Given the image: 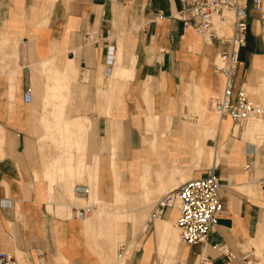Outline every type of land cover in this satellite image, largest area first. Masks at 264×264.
Masks as SVG:
<instances>
[{
  "label": "crops",
  "instance_id": "1",
  "mask_svg": "<svg viewBox=\"0 0 264 264\" xmlns=\"http://www.w3.org/2000/svg\"><path fill=\"white\" fill-rule=\"evenodd\" d=\"M239 1L248 27L234 96L264 107V20L253 0ZM180 7L0 0V250L19 264H264V115L247 127L214 115L215 61L227 44L185 27ZM97 89L112 98L110 115H97ZM214 144L222 210L208 238L189 245L177 207L150 213L210 169ZM97 198L125 209L72 215ZM121 237L128 249L118 258Z\"/></svg>",
  "mask_w": 264,
  "mask_h": 264
},
{
  "label": "built area",
  "instance_id": "2",
  "mask_svg": "<svg viewBox=\"0 0 264 264\" xmlns=\"http://www.w3.org/2000/svg\"><path fill=\"white\" fill-rule=\"evenodd\" d=\"M183 24L193 27L197 34L206 40L224 42L227 47L221 51L215 61V70L222 78V93L211 100V107L218 117H230L237 124L246 126L250 120L260 119L264 107L248 98L244 91L234 96L235 75L239 62V51L245 43L248 27L247 6L239 0H179ZM264 0H253V6L261 12L264 20ZM231 33L226 34V29ZM88 41L95 39V34L86 32ZM25 102H31L32 90L27 88L23 94ZM220 178L214 167L202 176L191 178L177 188L161 196L150 213L151 219L161 218L171 207L178 208L176 226L180 239L186 244H195L208 238L215 230L222 210ZM88 192L87 186L83 188ZM100 207L97 201L75 207L72 215L85 218ZM128 244H117V257L122 258ZM222 249V246H220ZM232 255L229 250H223ZM207 258H203V262ZM41 261V259H40ZM0 264H19L11 254L0 250Z\"/></svg>",
  "mask_w": 264,
  "mask_h": 264
},
{
  "label": "rangeland",
  "instance_id": "3",
  "mask_svg": "<svg viewBox=\"0 0 264 264\" xmlns=\"http://www.w3.org/2000/svg\"><path fill=\"white\" fill-rule=\"evenodd\" d=\"M56 75H58L59 76V74H56L55 73V75L54 76H56ZM111 99L112 98H110V95H108L107 93H105L103 90H101V89H97V115L98 114H108V115H110V107H111V104H110V102H111ZM104 100H106L107 102H108V104L107 105H104V104H102L101 102H103ZM105 108H106V111H105ZM214 115H216V114H214ZM216 116H218V115H216ZM216 116H213L214 117V119H215V121H216V119H217V117ZM256 122H259V120H257V119H253V120H250L249 122H248V124L245 126V127H247L249 124H251V123H256ZM200 125V124H199ZM151 126H153V123L151 122V123H149V124H147V128H146V130H149V127ZM198 129V128H197ZM163 130H165V129H163ZM194 141V140H193ZM68 142V144H69V141H67ZM56 144V143H55ZM222 150L218 147V149H217V147H216V145L214 144V147H213V150H211V155L209 156V162L207 163V165L206 166H208V167H211L212 165H213V162H212V155L215 153L216 154V157H217V162L219 161V155L220 154H222V152H221ZM200 156V155H199ZM117 158V155H116V153H114L113 154V160H115ZM97 162L99 163V158L97 157ZM115 164V163H114ZM78 167L79 168H81V163H78ZM199 166H200V164H199ZM116 177H117V179H119V175H116ZM119 183V182H118ZM116 190H118L119 191V186H117V188H116ZM97 202L99 203V205H100V207H99V209L100 208H103V207H107V208H110V209H112V210H115V211H122L123 210V208L125 209V204L124 203H115V204H112V205H107V204H105L104 202H102L101 200L99 201L98 200V198H97ZM101 210V209H100ZM136 217V214H134V222L137 220V218H135ZM125 219H127V217H126V215H122V217H121V220H125ZM136 223V222H135ZM123 237H121V238H119L118 239V242H120V241H123ZM118 242H117V244H118Z\"/></svg>",
  "mask_w": 264,
  "mask_h": 264
},
{
  "label": "bare ground",
  "instance_id": "4",
  "mask_svg": "<svg viewBox=\"0 0 264 264\" xmlns=\"http://www.w3.org/2000/svg\"><path fill=\"white\" fill-rule=\"evenodd\" d=\"M117 72H118V71H117ZM117 72H115L116 75L118 74ZM56 84L58 85V83H56ZM54 90H56V91L58 90L59 92H58V94H57V93L54 91L53 94H52V96H53L54 98H58V97L60 96V94H61V90L58 89V88H56V87H55ZM261 122H262V121H261ZM68 141H69V140H68ZM77 147H78V146H77ZM77 147H76V148H77ZM56 160H57V159H56ZM57 161H58V160H57ZM55 163H56V162H55ZM57 163H58V162H57ZM47 169H48V168H47ZM52 176H54V175H52ZM52 176H51V177H52ZM49 179H50V178H49ZM50 181H51V180H50ZM98 209H99V208H98Z\"/></svg>",
  "mask_w": 264,
  "mask_h": 264
}]
</instances>
